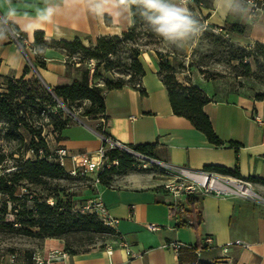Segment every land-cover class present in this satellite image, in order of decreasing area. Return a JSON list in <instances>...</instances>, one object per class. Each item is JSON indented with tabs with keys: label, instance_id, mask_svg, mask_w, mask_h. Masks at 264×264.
<instances>
[{
	"label": "crops",
	"instance_id": "0c3cea01",
	"mask_svg": "<svg viewBox=\"0 0 264 264\" xmlns=\"http://www.w3.org/2000/svg\"><path fill=\"white\" fill-rule=\"evenodd\" d=\"M53 8L50 19L41 14ZM192 13L204 17L205 23L224 27L227 23L244 25L243 33H234L241 45L264 43V9L253 11L248 6L243 14L229 10L227 0H188ZM13 10L9 18L20 35L9 25L7 39L0 40V90L5 89L7 77L19 78L24 67L30 70L24 78L37 76L43 84L53 88L67 84L79 77V62L67 66V55L60 48L47 46L40 50L45 64L34 65V31L40 30L46 40L71 41L78 37L85 47L93 46L97 37L126 31L132 24L131 12L125 11L115 0H108L102 11H93L89 0H0V22ZM139 59L144 68L141 85L146 94L141 95L132 85L105 91V119L75 116L74 121L61 130L59 138L48 127L50 151L58 145L70 153L94 154L101 143V123L107 133L123 145L153 143L155 159L172 166L199 170L207 165H221L230 169L237 166L239 177L248 180L253 189L264 197V183L251 177L264 179V100L254 98L258 90L248 85L238 86L230 79L205 78L195 74L178 77L184 85L199 86L209 97L203 105L222 145L210 143L205 134L191 122L172 111L165 85L159 78L158 57L152 49L143 50ZM229 141L239 143L235 150ZM66 159V170L71 167ZM152 175L135 170L123 173L110 186L90 185L77 197L99 196L108 213L117 221L114 229L117 238L111 243V253L106 246L94 247L85 252L69 254L68 264H192L201 261H224L226 264H264V201L236 195L213 193L193 194L197 197V221L184 214L188 208L186 195L174 197ZM257 189V190H256ZM185 221L180 224V221ZM156 223L157 230L146 225ZM211 237V242H205ZM235 239L245 241L248 247L228 244ZM180 241L197 245L196 258L188 253L165 245ZM186 247V246H182ZM63 248L62 238H43L37 251L45 255L49 249ZM181 248V247H180ZM34 264L22 258L14 263Z\"/></svg>",
	"mask_w": 264,
	"mask_h": 264
},
{
	"label": "trees",
	"instance_id": "16d2710c",
	"mask_svg": "<svg viewBox=\"0 0 264 264\" xmlns=\"http://www.w3.org/2000/svg\"><path fill=\"white\" fill-rule=\"evenodd\" d=\"M131 17L132 24L126 31L114 35H101L97 37L95 44L89 47H85L78 37L71 41L63 39L46 40L42 31H34L33 47L36 55L34 65L43 66L45 64L40 50L52 46L65 52L67 66L71 67L72 63L79 62V66L76 68H79L80 73L79 77L73 79L72 82L58 84L51 90L37 76H34L33 79L24 78V74L30 70L28 65L24 67V74L21 77H7L5 79V89L0 90L2 138L18 143V147L9 153L0 151V165L7 156L13 160L10 166L4 167V171L0 174V193L5 194L8 201L13 203L10 211L15 215L14 220H5L8 206L7 200L3 201L0 205V226L11 228L13 224H19L23 232L34 234L42 237V239L46 237L62 238L64 240L63 248L69 254L91 249H78L80 246H86L87 243L80 238L70 240V234L84 232L91 235L90 240L95 234L106 235L112 240L117 238L115 229L106 225L95 213L80 210L78 205L72 201L73 194H67L66 198H59L50 193L48 198H52L53 201L48 203L45 198L26 191L24 199L30 200L32 204L29 207L17 208L18 205H14V202L18 201L20 197L14 193L17 186L22 182L42 186L50 181L66 177H86L70 175L66 168L54 159V151H50L48 148V132L45 131V126L50 127V131L59 138L61 130L74 121L72 116L73 104L86 102L80 113L83 117H102L105 119V91L129 84L134 86L141 95L146 94L145 88L141 85V78L144 74V68L139 59L141 51L136 47L129 48L128 60L123 64L128 71L126 73L127 79L120 76L115 79L106 77L103 83L94 81L102 75V71L110 72L116 66L111 55L116 52L120 43L133 40L138 36V27L146 23L136 12L135 6L132 8ZM9 25L11 28L12 26L15 28V32L23 35L13 23H9ZM220 29L226 32L243 33L244 25L238 22L227 23ZM156 55L158 57L157 74L167 89L172 111L187 118L196 129L205 134L210 143L222 145L223 139L216 134L208 115L203 110V105L209 101L207 94L196 84L184 85L179 82L169 68H162L163 60L157 52ZM258 55L262 56V61H259ZM74 56L78 58V61L71 60ZM232 58H236L243 67L241 75L249 76L252 73L250 58L256 69L264 67V43L254 42V49L241 50L240 54L234 55ZM87 59L97 61L92 71L88 67L80 65L83 60ZM163 70L164 74H162ZM253 96L257 100H264V91H257ZM63 107L68 110L66 111ZM95 128L99 132L107 133L101 123L97 124ZM22 129L27 132L28 141H26ZM20 145L24 146V151L20 150ZM229 145L237 150L239 143L229 141ZM153 146V143H142L132 145L131 148L150 158H155L152 151ZM16 152L18 155L14 157ZM106 155L109 160L116 159L117 164L98 172L100 185L110 186L114 175L135 169V156L125 150L117 147L110 148L106 151ZM204 169L239 177L237 166L230 169L221 165H207ZM86 178L89 180L88 177ZM250 179L264 183V179L258 177H251ZM58 190L60 189L57 186L51 187V192ZM196 201L197 197L193 193L186 194L188 208L184 214L200 221V215L195 212L194 208ZM184 222L181 220L180 224ZM31 228L36 230L30 231ZM179 250L181 251L180 256L184 251L193 252L188 253V256L194 260L196 258L195 250H198V246L189 245V247H181ZM192 264L226 263L215 260Z\"/></svg>",
	"mask_w": 264,
	"mask_h": 264
},
{
	"label": "rangeland",
	"instance_id": "374dc122",
	"mask_svg": "<svg viewBox=\"0 0 264 264\" xmlns=\"http://www.w3.org/2000/svg\"><path fill=\"white\" fill-rule=\"evenodd\" d=\"M193 15L202 24L206 25L205 30L198 38L185 43L183 47H177L166 43L162 38L158 37L146 23L142 24L137 29L138 36L133 40L120 43L116 52L111 55L116 66L110 72L102 71V75L94 79V81L103 83L106 77L115 79L120 76L127 79L128 75L126 73L128 71L123 64L128 60L129 48L136 47L140 51L152 49L157 52L164 63L162 68H169L177 79L178 77L188 78L193 75L192 73H195L201 74L205 78L230 79L238 86L248 85L256 88L258 91H264V67L256 69L255 64L250 58L252 73L249 76H243L241 75L243 67L236 58H232L234 55L240 54L241 50L254 49V43L241 45L233 32L218 30L217 27L206 24L203 16L196 13H193ZM258 59L262 61V56L258 55ZM71 60L78 61V58L74 56ZM96 62L95 59H87L83 60L80 65L91 69L95 67ZM162 74H164V70ZM85 105L86 102L73 104L72 116L74 118L75 116L83 117L80 113ZM65 110L67 111L68 109ZM87 118L92 119L91 117ZM45 129L47 130L48 127L45 126ZM22 133L26 141H28L27 132L22 129ZM17 147L18 143L2 138V126L0 124V151L9 153ZM19 147L20 150L24 151L23 145ZM17 155L18 153L16 152L13 156L17 157ZM135 159V169L133 170L152 175L162 183L161 187H164L166 182L174 179V174L165 165L140 156H135ZM12 161V158L6 157L5 161L0 165V174L4 171V167L10 166ZM121 175L119 173L114 175L112 183ZM86 185H91L86 177L75 178L72 176L53 180L42 186L22 182L15 190L14 194L19 196L20 199L15 201L14 205H18L17 208H23L24 206L29 207L32 204L30 200L24 199L26 191H28L27 193H33L45 198L48 203H52L53 201L52 198H48L50 193L57 195L59 198H66L67 194H73L72 201L80 205L84 199L77 196L82 194L83 188ZM52 186H57L60 190L51 192ZM6 200L8 213L5 215V220H14L15 215L10 211L13 203L8 201V197L5 194L0 193V205ZM35 230V228L30 229V231ZM69 238L70 240L80 238L83 242L87 243L86 246H80L78 249L103 247L111 245L113 242L111 237L107 238L106 235L100 234H95L90 240L91 235H87L84 232L70 234ZM41 241L42 237L23 232L19 224H13L11 228L0 226V262H8V256L12 253L16 255L17 261L22 258L31 259L33 253L40 247Z\"/></svg>",
	"mask_w": 264,
	"mask_h": 264
},
{
	"label": "built area",
	"instance_id": "2783aa9c",
	"mask_svg": "<svg viewBox=\"0 0 264 264\" xmlns=\"http://www.w3.org/2000/svg\"><path fill=\"white\" fill-rule=\"evenodd\" d=\"M253 11L264 9V0H251L249 5ZM221 30L220 28H217ZM35 52V50H34ZM93 68L90 69L92 71ZM101 143L94 154L88 153H70L69 150L63 146L58 145L54 150V159L64 167L66 166V159L70 158L72 164L68 168V172L73 176H86L92 185L99 184L98 172L103 171L104 168L111 165H116L117 160H109L106 151L110 148H120L131 153L134 156H140L147 160H152L165 165L173 174L174 179L164 184V188L171 193L174 197L182 194H198V193H213L215 195H236L255 200L264 201V197L260 196L252 187L251 183L243 178L225 175L213 170L199 169L192 170L184 166H172L158 161L155 158H150L131 147L123 145L119 141L113 139L108 133L100 132ZM82 211L95 213L106 225L114 228L116 219L112 217L107 210L105 203L102 199L93 195L85 198L81 205L77 206ZM149 230H157L160 226L156 223H148L146 225ZM205 242L210 243L211 237H206ZM228 244H235L242 247H248L249 244L245 241L235 239ZM165 245L179 250L180 247L185 245L180 241H172ZM106 251L111 253V246H106ZM69 253L64 248L49 249L45 255L39 252H34L32 259L34 264H68L67 258ZM8 261L14 263L16 255L14 253L8 256ZM108 264H112L109 262Z\"/></svg>",
	"mask_w": 264,
	"mask_h": 264
},
{
	"label": "clouds",
	"instance_id": "9594fccd",
	"mask_svg": "<svg viewBox=\"0 0 264 264\" xmlns=\"http://www.w3.org/2000/svg\"><path fill=\"white\" fill-rule=\"evenodd\" d=\"M108 0H89L93 11H102ZM11 3V0H8ZM125 11L131 12L135 6L136 12L144 19L153 33L166 43L183 47L185 43L198 38L206 28L187 7L188 0H115ZM251 0H227L229 10L245 13ZM53 8H47L41 19H50ZM15 15L9 10L0 22V40L7 39L9 34L8 20ZM12 31L15 28L12 26Z\"/></svg>",
	"mask_w": 264,
	"mask_h": 264
},
{
	"label": "water",
	"instance_id": "95a60500",
	"mask_svg": "<svg viewBox=\"0 0 264 264\" xmlns=\"http://www.w3.org/2000/svg\"><path fill=\"white\" fill-rule=\"evenodd\" d=\"M49 88V87H48ZM51 90V88H49Z\"/></svg>",
	"mask_w": 264,
	"mask_h": 264
}]
</instances>
